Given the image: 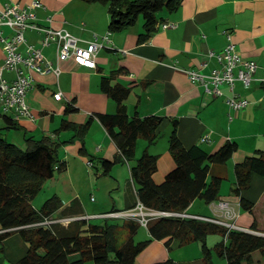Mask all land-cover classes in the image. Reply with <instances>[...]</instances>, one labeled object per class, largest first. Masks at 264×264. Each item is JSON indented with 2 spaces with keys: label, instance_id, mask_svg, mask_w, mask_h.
Wrapping results in <instances>:
<instances>
[{
  "label": "crops",
  "instance_id": "0c3cea01",
  "mask_svg": "<svg viewBox=\"0 0 264 264\" xmlns=\"http://www.w3.org/2000/svg\"><path fill=\"white\" fill-rule=\"evenodd\" d=\"M32 1L0 0V9L7 3L18 2L24 6ZM42 2L45 6L34 11L37 22L68 30L79 39L81 46L93 41L104 46L99 50L96 68L79 65L70 59L60 63L61 72L58 76L53 72H33V87L27 94V102L34 117L15 120L11 114H7L15 120L14 125L0 107V133L21 148H26L29 137L38 140L49 136L59 140L63 143L59 150L61 160L68 162L65 170H68L73 157L87 164L91 157H98L99 162L103 158L113 160L119 154V148L98 118L99 114L117 112L116 101L102 89L103 77H112L113 84L120 82L131 86L126 99L131 115L137 112L142 117L159 115L164 118L158 131V141L148 148L149 152L159 155L158 170L154 174L157 183H162L176 166L168 144L162 150L157 145L163 136L169 138L174 119L178 120V135L186 147L201 144L207 151L215 152L227 141L238 143L237 151L226 163L211 166V175L224 178L219 200L208 204L197 198L185 213L214 218L219 212L214 210L213 205L226 201L238 212L235 219H229L230 222H234L241 230L264 235V174L254 173L250 188L240 196L233 191L235 165L258 150H264V82L261 81L264 76V0H183L179 9L160 13L158 29L146 41L140 40V34L144 31V21L141 19L124 31L112 33L109 30L110 13L106 4L85 0ZM48 16H52V21L47 20ZM163 22H173L177 26L164 29L161 26ZM0 31L4 35L12 33L10 28L2 25ZM108 33L109 39H106ZM228 34L238 53L260 65L250 87L239 81L235 84L236 93L250 101L246 108L238 112L231 109L227 102V97L232 95L227 85L223 87L224 95L211 97L202 85L193 83L186 72L194 68L202 73H210L220 68L219 61L209 57L208 52L224 50L229 42ZM26 36L29 42L41 46V33L29 30ZM43 52L57 64L55 44L45 47ZM4 60L5 52L0 41V64ZM5 76L13 79L15 73L5 71ZM58 92H62L59 100L54 97ZM90 118V127L82 136L78 133V127ZM203 138L208 140L203 142ZM147 145L146 139H138L137 157L142 155ZM100 164L103 168L102 162ZM125 170L127 177L123 175ZM112 173L119 188L122 181L127 180L126 189L119 196L121 207H117L114 202L107 211L89 213L79 195L73 191L75 195L66 202L60 197L64 205L53 218H92L114 210H134L140 201L129 163H116L105 176H111ZM241 197L253 202L252 212L243 209ZM74 203H77L76 210L80 212L71 213ZM35 208L38 209L36 205ZM145 227L148 230V226ZM148 233L151 235L149 230ZM212 235L208 238L210 246L222 240L221 235ZM165 241L153 240L139 254L140 264H153L168 258L177 264H205L203 254L195 245L197 241L181 245L178 240H174L171 247ZM3 244L0 264H16L29 248L19 233L10 235ZM179 249L187 250L181 259L169 255L170 250ZM192 249L194 253H191ZM78 257L79 254L72 256L73 259ZM218 258L214 256L216 263ZM86 264L93 263L88 261ZM245 264H264V251H254L252 260Z\"/></svg>",
  "mask_w": 264,
  "mask_h": 264
},
{
  "label": "trees",
  "instance_id": "16d2710c",
  "mask_svg": "<svg viewBox=\"0 0 264 264\" xmlns=\"http://www.w3.org/2000/svg\"><path fill=\"white\" fill-rule=\"evenodd\" d=\"M85 1L108 6L109 30L112 33L134 26L142 18L144 31L140 40L146 41L158 29L160 13L179 9L183 0ZM102 89L116 101L118 109L112 114H99L98 118L119 148V154L113 160L101 159L103 175H108L118 162L129 163L139 201L153 210L186 212L197 198L208 204L219 200L224 178L211 175V166L226 163L239 147L236 141H227L215 152L207 151L201 144L186 147L178 135V120L174 119L168 141L176 166L162 183H157L154 174L158 170L159 155L149 152L148 148L158 141V131L164 118L159 115L142 117L137 112L131 115L126 104L131 86L120 82L113 84L112 77H103ZM6 117L14 124L12 117L7 114ZM91 120L78 127L79 134L84 136L87 133ZM139 138L146 139L148 145L137 157ZM26 143L23 149L0 133V252L4 250L5 239L13 233H19L29 247L16 264H86L90 260L95 264H138L139 254L156 239L166 240L168 247L174 240L181 245L202 242L205 264H216L215 255L225 258L228 264H245L252 260L254 251H264V235L230 229L194 217L161 216L152 219L147 225L151 238L138 242L135 235L141 223L134 219H126L123 224L109 219L95 224L87 218H78L69 224L39 225L45 218H53L64 203L55 195L36 209L33 199L56 170L67 168V163L59 158L63 144L59 140L49 136L38 140L29 137ZM254 173L264 174V150H258L235 165V194L240 196L250 188ZM241 205L251 212L254 207L253 202L244 197H241ZM77 206V203L73 204L71 213L80 212L76 210ZM253 228L256 229V225ZM212 234L222 236L214 246L208 244ZM74 254H79V257L73 259ZM153 264L177 263L168 258Z\"/></svg>",
  "mask_w": 264,
  "mask_h": 264
},
{
  "label": "built area",
  "instance_id": "2783aa9c",
  "mask_svg": "<svg viewBox=\"0 0 264 264\" xmlns=\"http://www.w3.org/2000/svg\"><path fill=\"white\" fill-rule=\"evenodd\" d=\"M42 0H33L30 4L22 6L18 2L7 3L3 9H0V25L11 29V35H4L0 31V41L3 43L5 60L0 64V107L6 114H11L15 120L23 117L33 118L31 108L27 102V94L33 87V72L49 73L53 72L57 76L61 72L60 63L62 61L73 59L77 64L88 67H97V56L103 43L93 41L86 46L79 44V39L66 29H57L52 26L42 25L37 22L35 10L44 7ZM52 16L47 20L52 21ZM161 26L164 29L176 27L173 22H163ZM32 30L42 34L41 46L29 42L26 32ZM109 34L106 39H109ZM229 42L221 52L209 50L208 56L215 57L221 64L220 68L213 69L210 73H202L199 69H189L187 74L193 83L200 84L211 97L224 95V86L227 85L232 95L227 97V102L231 109L238 112L246 108L250 101L240 96L235 91L237 81L242 82L246 87H250L256 79L255 75L260 68L257 61L243 57L236 50V45L228 34ZM52 44L56 45L57 64L48 59L43 49ZM24 48V49H23ZM5 71L14 72L15 77L8 79ZM264 82V76L261 78ZM54 97L59 100L62 92L55 93ZM203 138L202 141H207ZM92 166V162H88ZM214 210L219 215L214 218L189 215L185 212H169L153 210L139 202L134 210L113 211L105 214L108 218L125 217L127 219H136L142 225L161 216H181L194 217L204 220H210L224 225L230 229H240L229 219H235L238 212L226 201H220L214 204ZM86 218V217H84ZM78 219L72 217L45 218L39 222V225L50 226L54 223L69 224ZM89 219V218H87Z\"/></svg>",
  "mask_w": 264,
  "mask_h": 264
},
{
  "label": "rangeland",
  "instance_id": "374dc122",
  "mask_svg": "<svg viewBox=\"0 0 264 264\" xmlns=\"http://www.w3.org/2000/svg\"><path fill=\"white\" fill-rule=\"evenodd\" d=\"M141 21H143L142 18ZM165 144H168L169 146V141L168 138L166 139L163 136L157 145L162 150ZM60 156L61 154L59 155V158L61 159ZM70 158L71 157H69L68 160ZM92 159L93 158L91 157L90 160ZM92 161L94 162V165L89 166L87 163H82L79 161V159L73 157V160H70V164L68 165V170H56L55 175L45 182L42 191L33 199L34 207L36 205L38 209H40L48 198L55 195L63 198V200L66 202L67 199H70L75 195L73 191L79 195L78 197L81 200V203L84 205L85 210L88 209L89 213H95L96 211L102 210L107 211V209H111L114 202L117 203V207H121L119 196L121 191L126 189L127 180L124 179L119 188L118 184L115 183L116 181L114 179L113 173L111 176L103 175V168L98 161V157ZM123 175L124 177L128 176L127 170L124 171ZM198 201L202 202L201 199H198ZM206 206L208 205L206 204ZM106 219L119 224H123L125 221V218H108L105 216V214L93 216L88 221L96 224L103 223L106 221ZM150 238L151 235H149L147 228L144 225H141L137 234L135 235V241H144ZM122 239L124 238L121 237V240ZM195 245L199 247L200 253L202 255L203 243L197 241ZM186 251L187 250L180 249L178 251L170 250L169 255L172 257H179V259H181L180 257L184 256ZM194 252L195 250L192 249L191 253ZM90 262L94 264L92 260H90ZM137 263H141L139 258ZM217 263L226 264V259L224 260L219 257Z\"/></svg>",
  "mask_w": 264,
  "mask_h": 264
}]
</instances>
